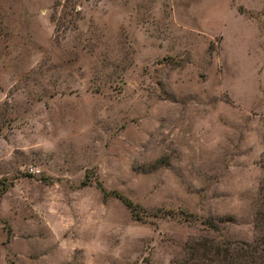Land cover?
<instances>
[{
    "label": "rangeland",
    "instance_id": "374dc122",
    "mask_svg": "<svg viewBox=\"0 0 264 264\" xmlns=\"http://www.w3.org/2000/svg\"><path fill=\"white\" fill-rule=\"evenodd\" d=\"M261 182L264 0H0V264L251 240Z\"/></svg>",
    "mask_w": 264,
    "mask_h": 264
},
{
    "label": "trees",
    "instance_id": "16d2710c",
    "mask_svg": "<svg viewBox=\"0 0 264 264\" xmlns=\"http://www.w3.org/2000/svg\"><path fill=\"white\" fill-rule=\"evenodd\" d=\"M260 189L262 191L264 189L262 182ZM106 193L117 196L134 215H139L136 212V205L120 193L115 190ZM260 217L262 219V214ZM200 222L214 227V224L208 220L201 219ZM255 224L259 225L257 222ZM181 248V253L177 257L170 258L168 264H264V231L251 240L195 237L184 242Z\"/></svg>",
    "mask_w": 264,
    "mask_h": 264
},
{
    "label": "built area",
    "instance_id": "2783aa9c",
    "mask_svg": "<svg viewBox=\"0 0 264 264\" xmlns=\"http://www.w3.org/2000/svg\"><path fill=\"white\" fill-rule=\"evenodd\" d=\"M30 170L32 171V170H33V168H30Z\"/></svg>",
    "mask_w": 264,
    "mask_h": 264
}]
</instances>
